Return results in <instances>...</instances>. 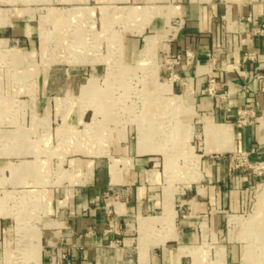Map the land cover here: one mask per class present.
<instances>
[{
    "label": "crops",
    "instance_id": "1",
    "mask_svg": "<svg viewBox=\"0 0 264 264\" xmlns=\"http://www.w3.org/2000/svg\"><path fill=\"white\" fill-rule=\"evenodd\" d=\"M72 1V7L57 11L52 21L75 23L82 15L104 24L88 36L74 37L106 38L114 69L118 65L141 69L156 51L183 57L172 77L162 63L158 76L164 82L158 88L168 98L159 100L161 104L169 106L172 118H183L184 124L179 130L169 128L170 112L147 111L141 125L138 121L120 124L100 147L111 150L118 159L100 160L94 168L92 161L75 158L69 170L79 174V180L60 195L49 189L38 217H17L15 212L0 210V264H10L16 254L29 255V264H208L199 250L206 238H221L224 231L228 239L224 264H264L262 227L250 223L263 212L259 202L264 197V168L230 173L226 158L233 152H247L250 162L264 166V94L253 79L257 63H243L247 52L259 58L264 55V40L251 35L253 27L264 24V0ZM226 33L230 44L217 55L213 66L221 95L215 98L207 92L211 68L207 59L221 46ZM186 53L191 55L188 61ZM151 72L156 77L157 69ZM71 88L66 96L72 98L76 88ZM239 108L256 111L260 119L236 126ZM81 118L69 114L67 122L78 123ZM197 125L204 128L203 151L192 159L199 160L200 176L173 209L172 193L161 190L162 172L167 181L177 176L179 171L172 162L183 155L175 147L176 152H171L170 138L182 130L190 134ZM3 171L0 169V181ZM9 171L16 172L12 167ZM256 189V209L249 221H241L251 210V193ZM11 214L17 223L13 237L6 228ZM165 219L170 222L168 227ZM30 223L31 233L22 235ZM156 224H163L161 230L168 234L143 241L140 232L154 229ZM241 224L248 231L244 237L248 242L242 247H260L259 251L247 253L244 249L239 254L234 239ZM12 246H18V251L11 252ZM54 253H64L65 259L54 263Z\"/></svg>",
    "mask_w": 264,
    "mask_h": 264
},
{
    "label": "rangeland",
    "instance_id": "2",
    "mask_svg": "<svg viewBox=\"0 0 264 264\" xmlns=\"http://www.w3.org/2000/svg\"><path fill=\"white\" fill-rule=\"evenodd\" d=\"M72 2L0 0V169L4 170L0 181V210L15 212L17 217H38L45 207V194L49 189L60 195L76 184L80 175L69 170L75 158L92 161L94 168L100 160L118 159L114 152L100 147L109 142L120 124L138 121L141 125L147 111L149 114L170 112L169 106L159 101L168 99L158 88L159 82H164L158 76L163 63L161 54L156 51L146 62L148 66L141 69L136 66L120 68L119 65L118 70L114 69L106 38L74 37L84 33L88 36L104 24L82 15L75 23L52 21L57 11L70 9ZM76 2L82 3V0ZM92 14L96 15V11ZM99 65V70H90ZM153 68L157 69L156 77L151 72ZM71 87L76 88L72 98L66 96ZM42 98L45 102H41ZM69 114L82 118L78 123L67 122ZM170 114L169 128L179 130L184 124L183 118L178 115L172 118L173 113ZM158 129L163 130L162 126ZM203 130L197 125L192 127L190 134L182 130L170 138L171 152L177 150L183 155L172 162L179 171L177 176L172 175L167 181L162 172L161 190L163 194L166 190L172 193L173 209L179 205L180 196L200 176L199 160L189 157L202 154ZM83 145L90 149L79 150L78 147ZM233 153L226 158L232 157ZM11 167L16 170L14 174L9 171ZM256 191L251 193V210L241 221H249L254 213L258 202ZM262 207L263 212L250 219V223L255 224L252 227H262L259 233L264 238V197L259 202V209ZM9 217L6 228L12 230L13 237L17 223L12 214ZM30 225L25 228L23 225L22 235L31 233ZM164 225H170L168 219L164 220ZM162 226L156 224L154 229L144 228L140 232L144 235L142 240L167 235L168 231L161 230ZM239 226L234 239L239 254L244 249L247 253L259 251L260 247H242L241 244L248 242L244 238L248 231L243 224ZM230 230L229 237H232ZM252 240H258V235ZM227 242L224 231L221 238H206L199 251L209 260L208 264H224ZM18 248L12 246L9 250L17 252ZM261 249L264 250V246ZM29 259V255L16 254L10 264H29Z\"/></svg>",
    "mask_w": 264,
    "mask_h": 264
},
{
    "label": "built area",
    "instance_id": "3",
    "mask_svg": "<svg viewBox=\"0 0 264 264\" xmlns=\"http://www.w3.org/2000/svg\"><path fill=\"white\" fill-rule=\"evenodd\" d=\"M251 35L260 37L264 40V24L255 26L251 29ZM230 44L229 33H226L223 37L221 42V46L216 50H213L211 56L207 59V62L211 66L210 74L208 79V87L207 92L210 96L215 98L220 97L221 95L218 94L216 90V76L217 71L214 66L215 59L217 55ZM161 61L163 62L164 68L169 71L170 77H172V70L178 66L183 57L181 55H169L165 53H161ZM186 60H190L191 55L190 53L185 54ZM247 62H256L257 67L254 69L253 79L258 85V91L264 94V55L259 58L253 52H247L243 55V63ZM260 116L257 114L256 111L248 108H239L237 110V117L235 120L236 126L242 127L253 124L258 120ZM264 168L262 163H252L249 160L248 153H233L232 157L228 158V171L230 173L236 171H253V172H260ZM65 259L64 253H54L52 255V260L54 263L62 261Z\"/></svg>",
    "mask_w": 264,
    "mask_h": 264
},
{
    "label": "bare ground",
    "instance_id": "4",
    "mask_svg": "<svg viewBox=\"0 0 264 264\" xmlns=\"http://www.w3.org/2000/svg\"><path fill=\"white\" fill-rule=\"evenodd\" d=\"M190 159H192V157H189Z\"/></svg>",
    "mask_w": 264,
    "mask_h": 264
}]
</instances>
